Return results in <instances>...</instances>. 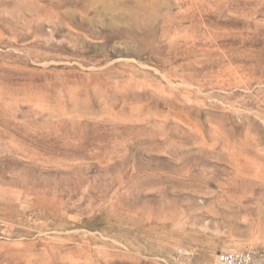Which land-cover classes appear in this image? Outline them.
<instances>
[{
	"label": "rangeland",
	"instance_id": "rangeland-1",
	"mask_svg": "<svg viewBox=\"0 0 264 264\" xmlns=\"http://www.w3.org/2000/svg\"><path fill=\"white\" fill-rule=\"evenodd\" d=\"M0 160V264H264V0H0Z\"/></svg>",
	"mask_w": 264,
	"mask_h": 264
},
{
	"label": "bare ground",
	"instance_id": "bare-ground-1",
	"mask_svg": "<svg viewBox=\"0 0 264 264\" xmlns=\"http://www.w3.org/2000/svg\"><path fill=\"white\" fill-rule=\"evenodd\" d=\"M4 159L5 158H3L2 160ZM2 162L3 165L7 164V163L4 164V161ZM8 164H10V162ZM25 169L27 170V173L24 172V175L18 172V173H14L13 175H11V177L7 179H5L4 173L0 171L1 172L0 185L2 186L4 185L7 187L6 192L0 190V195H2L0 199V205L1 203H5L7 205H11V204L14 205L16 201L19 202L23 200L24 205L22 206L24 210L33 211L35 206L36 207L34 211L39 209V207H44V208L50 207L53 204V202L50 200H41V198L53 199V197L45 196L44 193H42L38 188H36L35 182H33L32 178L28 175L29 171L33 169L32 166L28 165ZM66 177H68V175ZM62 213L66 214L67 210H63Z\"/></svg>",
	"mask_w": 264,
	"mask_h": 264
},
{
	"label": "built area",
	"instance_id": "built-area-1",
	"mask_svg": "<svg viewBox=\"0 0 264 264\" xmlns=\"http://www.w3.org/2000/svg\"><path fill=\"white\" fill-rule=\"evenodd\" d=\"M254 255L249 250H229L219 255V264H253Z\"/></svg>",
	"mask_w": 264,
	"mask_h": 264
}]
</instances>
